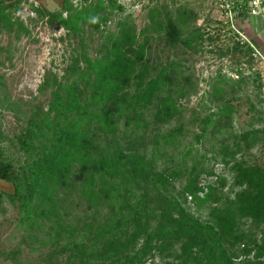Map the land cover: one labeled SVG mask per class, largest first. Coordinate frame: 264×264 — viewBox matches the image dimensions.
Wrapping results in <instances>:
<instances>
[{"label":"trees","instance_id":"16d2710c","mask_svg":"<svg viewBox=\"0 0 264 264\" xmlns=\"http://www.w3.org/2000/svg\"><path fill=\"white\" fill-rule=\"evenodd\" d=\"M34 1L0 0V40L4 33L28 35L15 17L22 2L74 38L100 32L114 13H124L116 0H63L55 12ZM194 18L166 4L151 10L141 28L124 15L103 53L83 55V66L76 59L18 135L0 126V182L13 190L0 193V215L13 212L20 229V248L1 253L4 260L19 264L24 254L41 253L42 264H264V163L250 153L264 141L260 116L237 130L236 106L217 100L224 90L214 86L216 111L200 122L196 143L217 145L229 178L201 185L204 172L187 166L185 156L177 169H157L160 151L177 149L184 138L182 126L165 128L184 118L179 100L191 79L178 62L150 70V56L163 35L172 45L191 44L194 36L181 34ZM234 50L239 58L253 53L238 42ZM235 77L238 89L247 83L242 70ZM187 197L209 206L204 221L187 211Z\"/></svg>","mask_w":264,"mask_h":264},{"label":"rangeland","instance_id":"374dc122","mask_svg":"<svg viewBox=\"0 0 264 264\" xmlns=\"http://www.w3.org/2000/svg\"><path fill=\"white\" fill-rule=\"evenodd\" d=\"M71 1L74 5L79 2ZM116 1L124 9L123 14L114 13L100 32L88 30L84 35L75 38L66 36L62 29L50 27L45 19L30 12L28 5L22 2L21 9L15 13V17L23 20L29 31L28 35L16 39L4 33L0 40L2 63L0 75L3 77L0 85L1 130L10 137L18 135L27 121L28 112L36 106H47L50 86L70 75L76 59L83 66L81 63L83 55L94 58L103 53L107 38L116 34L124 15L130 14L132 21L141 28L148 22L149 12L156 7L166 4L172 12L178 7H184L193 11L195 18L183 27L182 40L194 36L193 42L189 44L180 41L172 45L163 35L155 40L154 51L149 61L150 70H158L169 62H178L182 65L183 76L191 79L190 86L186 87V96L179 100L185 113L184 118L165 128L171 132L182 126L184 138L177 149L160 151L156 157L157 169H177L182 157L185 156L187 166L194 165L198 171L204 172L200 177L201 185L214 183L219 176L229 178L228 169L218 157L217 145L209 141L205 144L196 143L200 134V122L216 111L217 103L212 97V89L217 85L224 90L217 95V100H227L238 110L237 130L238 124L251 123L260 116L259 124L256 126L264 132V57L262 59L253 53L250 57L243 53L240 58L236 55L234 44L240 42L225 24L218 0ZM62 3L63 0L34 1L35 6L43 7L50 12L58 11ZM236 70H242L248 78L247 83L239 89L232 84L236 81ZM222 78L223 83L220 80ZM250 153L254 156V162L264 163V141L257 144ZM183 171L181 180L173 185L176 191L185 183L184 178L189 169L185 168ZM228 187L229 185L219 191L218 196H224ZM12 191L9 184L0 182V193L11 194ZM205 192L206 190L200 197H203ZM208 207L196 206L190 197L186 198L185 208L199 220H205ZM18 248L20 229L16 226L14 213L0 215V264H13L12 260H4L1 253L15 251ZM43 256L41 253L40 256L36 253L33 256L24 254L19 264H42ZM154 261L158 263L159 259L156 258Z\"/></svg>","mask_w":264,"mask_h":264},{"label":"crops","instance_id":"0c3cea01","mask_svg":"<svg viewBox=\"0 0 264 264\" xmlns=\"http://www.w3.org/2000/svg\"><path fill=\"white\" fill-rule=\"evenodd\" d=\"M254 0H234L237 6L244 10L237 20L238 26L246 37L254 44L264 57V0H257L259 4L249 7ZM255 14H251V10Z\"/></svg>","mask_w":264,"mask_h":264},{"label":"built area","instance_id":"2783aa9c","mask_svg":"<svg viewBox=\"0 0 264 264\" xmlns=\"http://www.w3.org/2000/svg\"><path fill=\"white\" fill-rule=\"evenodd\" d=\"M219 8L222 11L225 24L235 33L237 39L241 44L247 45L253 52L254 56L257 55L263 59V55L254 46V44L246 37L243 31L238 27L237 20L241 13L244 12L241 6H237L234 0H218ZM259 4V1L254 0L249 7L255 8ZM251 14H255V10H251Z\"/></svg>","mask_w":264,"mask_h":264}]
</instances>
